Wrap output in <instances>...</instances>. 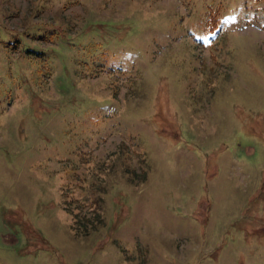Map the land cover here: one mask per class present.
Wrapping results in <instances>:
<instances>
[{
  "label": "rangeland",
  "instance_id": "374dc122",
  "mask_svg": "<svg viewBox=\"0 0 264 264\" xmlns=\"http://www.w3.org/2000/svg\"><path fill=\"white\" fill-rule=\"evenodd\" d=\"M0 264H264V0H0Z\"/></svg>",
  "mask_w": 264,
  "mask_h": 264
}]
</instances>
